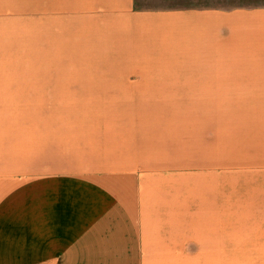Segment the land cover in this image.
<instances>
[{
	"label": "crops",
	"instance_id": "crops-1",
	"mask_svg": "<svg viewBox=\"0 0 264 264\" xmlns=\"http://www.w3.org/2000/svg\"><path fill=\"white\" fill-rule=\"evenodd\" d=\"M135 1L0 0V264H264V4ZM157 99L199 102L196 158L157 112H61Z\"/></svg>",
	"mask_w": 264,
	"mask_h": 264
},
{
	"label": "rangeland",
	"instance_id": "rangeland-1",
	"mask_svg": "<svg viewBox=\"0 0 264 264\" xmlns=\"http://www.w3.org/2000/svg\"><path fill=\"white\" fill-rule=\"evenodd\" d=\"M136 5L142 8H180L199 5L216 4L222 7L252 6L264 4V0H136ZM182 79V78H162ZM177 96V95H173ZM61 112H157L160 119L171 127L175 141L189 140L191 159L196 158V125L199 102L183 99L157 100H63ZM185 112H189V129L185 126ZM182 114L184 118L182 121ZM188 134V135H186ZM193 168V167H192ZM191 168V169H192Z\"/></svg>",
	"mask_w": 264,
	"mask_h": 264
}]
</instances>
